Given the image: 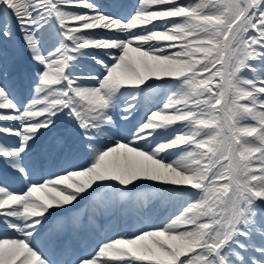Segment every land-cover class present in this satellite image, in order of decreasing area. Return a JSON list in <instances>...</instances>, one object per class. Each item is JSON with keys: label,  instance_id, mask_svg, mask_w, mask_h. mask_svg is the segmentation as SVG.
I'll return each mask as SVG.
<instances>
[{"label": "snow or ice", "instance_id": "obj_1", "mask_svg": "<svg viewBox=\"0 0 264 264\" xmlns=\"http://www.w3.org/2000/svg\"><path fill=\"white\" fill-rule=\"evenodd\" d=\"M0 264H264V0H0Z\"/></svg>", "mask_w": 264, "mask_h": 264}, {"label": "bare ground", "instance_id": "obj_2", "mask_svg": "<svg viewBox=\"0 0 264 264\" xmlns=\"http://www.w3.org/2000/svg\"><path fill=\"white\" fill-rule=\"evenodd\" d=\"M23 64H24V65L22 66V69H23V70H26V68H29L26 62L23 63Z\"/></svg>", "mask_w": 264, "mask_h": 264}]
</instances>
